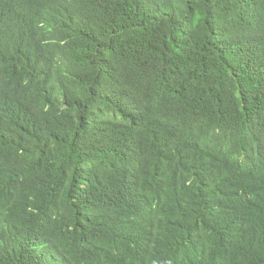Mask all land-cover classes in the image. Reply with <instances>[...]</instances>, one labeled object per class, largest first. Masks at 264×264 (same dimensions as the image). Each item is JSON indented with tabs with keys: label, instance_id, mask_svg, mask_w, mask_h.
Here are the masks:
<instances>
[{
	"label": "trees",
	"instance_id": "obj_1",
	"mask_svg": "<svg viewBox=\"0 0 264 264\" xmlns=\"http://www.w3.org/2000/svg\"><path fill=\"white\" fill-rule=\"evenodd\" d=\"M0 264H264V0H0Z\"/></svg>",
	"mask_w": 264,
	"mask_h": 264
}]
</instances>
